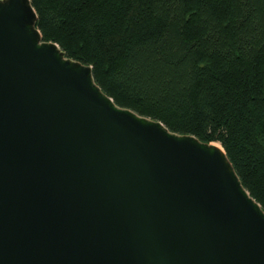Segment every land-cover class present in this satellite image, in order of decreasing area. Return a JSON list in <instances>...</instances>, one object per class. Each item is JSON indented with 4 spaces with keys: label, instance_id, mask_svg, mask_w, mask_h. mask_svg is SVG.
Wrapping results in <instances>:
<instances>
[{
    "label": "water",
    "instance_id": "1",
    "mask_svg": "<svg viewBox=\"0 0 264 264\" xmlns=\"http://www.w3.org/2000/svg\"><path fill=\"white\" fill-rule=\"evenodd\" d=\"M0 0V264H264L223 148L118 106Z\"/></svg>",
    "mask_w": 264,
    "mask_h": 264
},
{
    "label": "trees",
    "instance_id": "2",
    "mask_svg": "<svg viewBox=\"0 0 264 264\" xmlns=\"http://www.w3.org/2000/svg\"><path fill=\"white\" fill-rule=\"evenodd\" d=\"M118 106L218 143L264 210V0H30Z\"/></svg>",
    "mask_w": 264,
    "mask_h": 264
},
{
    "label": "rangeland",
    "instance_id": "3",
    "mask_svg": "<svg viewBox=\"0 0 264 264\" xmlns=\"http://www.w3.org/2000/svg\"><path fill=\"white\" fill-rule=\"evenodd\" d=\"M212 143H214V142H212ZM214 144H217V145H219L218 143H214ZM220 146V145H219Z\"/></svg>",
    "mask_w": 264,
    "mask_h": 264
}]
</instances>
